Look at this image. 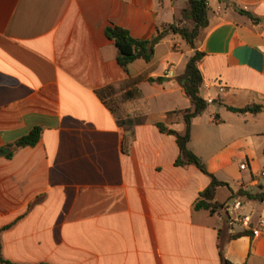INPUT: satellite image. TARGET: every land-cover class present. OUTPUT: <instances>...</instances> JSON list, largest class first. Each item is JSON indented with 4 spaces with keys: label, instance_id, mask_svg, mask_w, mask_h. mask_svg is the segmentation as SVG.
Returning <instances> with one entry per match:
<instances>
[{
    "label": "crops",
    "instance_id": "1",
    "mask_svg": "<svg viewBox=\"0 0 264 264\" xmlns=\"http://www.w3.org/2000/svg\"><path fill=\"white\" fill-rule=\"evenodd\" d=\"M190 0H0V246L10 264H264V0L208 1L197 51L208 109L189 149L227 185L197 209L211 178L176 165L178 82L194 50L178 35L154 58L118 65L112 26L153 40ZM261 20L256 24L239 13ZM163 78V82H151ZM260 106L257 115L227 107ZM35 147H12L35 129ZM13 156L10 157V154ZM242 164L247 169L242 170ZM239 200L250 219L230 228ZM250 231L251 236L231 239ZM1 264V263H0Z\"/></svg>",
    "mask_w": 264,
    "mask_h": 264
},
{
    "label": "trees",
    "instance_id": "2",
    "mask_svg": "<svg viewBox=\"0 0 264 264\" xmlns=\"http://www.w3.org/2000/svg\"><path fill=\"white\" fill-rule=\"evenodd\" d=\"M208 1L207 0H190L188 2L187 8L181 12V17L178 20V23L175 24H162L158 25V34L162 38L167 37L168 35H178L182 40L194 50V54L190 57L185 73L179 77L177 80L179 84L184 89L187 97L192 103V109L175 112L169 114L182 115L184 122L186 124V132L184 135L177 133L176 131L169 130L165 124H158V128L169 135L176 137L177 144L179 147V157L176 161V165L180 167L185 166H196L200 171L211 178L210 186L201 194L202 200L196 205L197 209L209 210L212 214H215L222 206L212 204V201L215 198L216 191L219 187L227 185L223 182L217 180L215 176L208 172L207 166L202 161L201 158L196 156L190 149L189 143L191 141V131L193 121L202 115L209 107V103L202 96L203 89V77L199 69V63L205 57V54L198 52L197 42L201 36V31L208 27ZM236 10L242 15L251 19L254 23L258 24L261 20L251 13L239 10ZM107 36L112 40L116 47L119 50L118 65L126 70L129 65L135 61L142 60L147 63L151 62L154 58L155 47L151 46V40H141L132 37L130 32L124 28L112 26L107 29ZM163 78L157 80H151V82H163ZM229 111L236 114H246L248 112L257 115L263 111V108L260 106H248L246 108H233L227 107ZM42 135V129L33 130L28 136L24 137L18 141L13 147V151H17L21 148L35 147ZM13 156V153L10 154V157ZM238 196L247 197L250 200H258L264 202V192L253 195L247 192H239ZM243 236L253 237V233L250 231H244L242 233L231 236V239H238ZM222 246H220V255H221V264H232L227 261L222 253ZM0 263L1 264H10L5 261L1 254L0 246Z\"/></svg>",
    "mask_w": 264,
    "mask_h": 264
},
{
    "label": "built area",
    "instance_id": "3",
    "mask_svg": "<svg viewBox=\"0 0 264 264\" xmlns=\"http://www.w3.org/2000/svg\"><path fill=\"white\" fill-rule=\"evenodd\" d=\"M242 170H246V164H242ZM242 208V204L239 200L234 201L232 204L227 205L223 208V211L226 214V222L230 228H233L235 224L241 223L246 229L253 231L255 234H258L259 230L257 228H251L250 226V219L249 218H242L239 216V212ZM259 225L264 227V219L259 220Z\"/></svg>",
    "mask_w": 264,
    "mask_h": 264
},
{
    "label": "water",
    "instance_id": "4",
    "mask_svg": "<svg viewBox=\"0 0 264 264\" xmlns=\"http://www.w3.org/2000/svg\"><path fill=\"white\" fill-rule=\"evenodd\" d=\"M162 36L161 35H158L156 38H154L151 42V46L152 47H155L157 44L160 43V41H162Z\"/></svg>",
    "mask_w": 264,
    "mask_h": 264
},
{
    "label": "rangeland",
    "instance_id": "5",
    "mask_svg": "<svg viewBox=\"0 0 264 264\" xmlns=\"http://www.w3.org/2000/svg\"><path fill=\"white\" fill-rule=\"evenodd\" d=\"M211 2H214V0H210Z\"/></svg>",
    "mask_w": 264,
    "mask_h": 264
}]
</instances>
